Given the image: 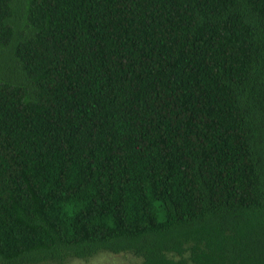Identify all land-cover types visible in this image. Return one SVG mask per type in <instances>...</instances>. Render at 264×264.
Masks as SVG:
<instances>
[{"label":"trees","instance_id":"obj_1","mask_svg":"<svg viewBox=\"0 0 264 264\" xmlns=\"http://www.w3.org/2000/svg\"><path fill=\"white\" fill-rule=\"evenodd\" d=\"M264 264V0H0V264Z\"/></svg>","mask_w":264,"mask_h":264},{"label":"rangeland","instance_id":"obj_2","mask_svg":"<svg viewBox=\"0 0 264 264\" xmlns=\"http://www.w3.org/2000/svg\"><path fill=\"white\" fill-rule=\"evenodd\" d=\"M138 261H140V258L131 253L115 254L104 251L90 259H74L72 264H134Z\"/></svg>","mask_w":264,"mask_h":264}]
</instances>
